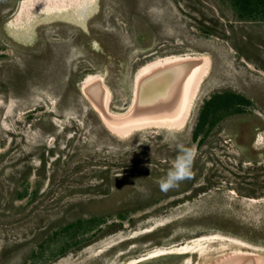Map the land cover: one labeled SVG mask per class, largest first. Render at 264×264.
<instances>
[{
	"label": "rangeland",
	"instance_id": "1",
	"mask_svg": "<svg viewBox=\"0 0 264 264\" xmlns=\"http://www.w3.org/2000/svg\"><path fill=\"white\" fill-rule=\"evenodd\" d=\"M23 1L0 0V264H264L262 0H81L21 15ZM202 57L180 127L119 135L85 92L105 86L119 116L150 69L173 59L164 66L185 74L170 65ZM175 71L150 88L156 110L188 90ZM223 93L230 105L197 130ZM179 144L196 151L194 175L162 192Z\"/></svg>",
	"mask_w": 264,
	"mask_h": 264
},
{
	"label": "bare ground",
	"instance_id": "2",
	"mask_svg": "<svg viewBox=\"0 0 264 264\" xmlns=\"http://www.w3.org/2000/svg\"><path fill=\"white\" fill-rule=\"evenodd\" d=\"M80 2L81 0H24L21 3L19 13L21 15L25 14L26 10L35 8L38 11L42 9L46 10H52V9H60L66 7L67 3H76ZM87 2V0H84ZM86 5V4H85ZM63 10V9H62ZM59 11V10H58ZM49 12V11H48ZM52 12V11H51ZM173 59H167L163 63H160L158 69L152 68L153 70H149L145 77H142L138 80L137 84L142 85L139 88H136V98L135 103L133 104L130 111L127 113H124L119 116L111 115L107 112V103L109 100V93L105 86L102 84H99L100 87L97 88H85V92L88 96L89 94V100L90 102L96 107L98 105L99 110L102 114V120H104L108 123L110 128L117 132L119 135H127L128 133L132 132L134 129L137 128H145L150 125H164L167 127H180L186 120L188 113H189V105L190 102L197 90V87L199 88L200 82L203 78V76L208 71V65L209 60L207 57H202L199 59L194 58H183L181 59L184 64H181L179 61L173 62L172 65H180L183 67H186L185 74L177 73L175 70H173L170 67L164 66L169 65V61ZM180 60V61H181ZM157 70V71H156ZM175 71V77L180 75L187 78V86L188 90L184 91L183 95H181L177 105L175 107H169L167 110L162 112L159 110H156L155 107L157 103L160 101H157V95L154 93L153 96L150 98L151 90L150 88L155 85V83H160L164 78L170 77L171 73ZM155 77H159L158 80L153 81ZM141 81V82H140ZM95 90L97 92H95ZM144 90V93H143ZM100 92V93H98ZM145 98L148 100L146 103L148 105V110L143 109L139 103H137V97L138 95L141 97L145 95ZM162 97H165L164 94H162ZM160 97V98H162ZM178 99V98H177ZM106 115L109 117L111 115V118H106ZM264 140V139H263ZM186 246V245H185ZM183 246V248H186ZM188 246V245H187ZM179 249V248H178ZM240 261V260H239Z\"/></svg>",
	"mask_w": 264,
	"mask_h": 264
},
{
	"label": "clouds",
	"instance_id": "3",
	"mask_svg": "<svg viewBox=\"0 0 264 264\" xmlns=\"http://www.w3.org/2000/svg\"><path fill=\"white\" fill-rule=\"evenodd\" d=\"M177 148L178 154L172 161L171 167L157 181L162 192H168L170 189L178 188L181 182L191 179L194 175L193 164L196 157L195 149L183 144L177 145Z\"/></svg>",
	"mask_w": 264,
	"mask_h": 264
},
{
	"label": "trees",
	"instance_id": "4",
	"mask_svg": "<svg viewBox=\"0 0 264 264\" xmlns=\"http://www.w3.org/2000/svg\"><path fill=\"white\" fill-rule=\"evenodd\" d=\"M264 0H262V4H264V2H263ZM240 3V5L243 7L244 5H246V4H255V3H253V2H256V3H259V0H235L234 1V5L236 4V3ZM257 9V8H256ZM259 10H261V11H263L262 12V15H261V17L264 19V8H262V7H260L259 8ZM253 11H255V10H253ZM258 15L260 16V14H255L254 12H253V14L252 15H249L248 17L250 18V19H255V20H257V18H259L258 17ZM233 98V96L231 95V94H229V93H223V94H215L210 100H208L207 102H206V108L203 110V112L201 113V117H200V119H201V122L198 124L199 126H198V129L197 130H200L199 128H200V126L202 125V123H204V121L207 119V118H210L211 116H213V114L215 113V111H216V109L214 108V107H217V110L219 109V108H222V107H224V105H230V103H231V99ZM237 99H238V96L236 97ZM242 100H243V98H242ZM248 101V100H247ZM226 103V104H225ZM219 105V106H218ZM215 115V114H214ZM195 135H196V132L194 133Z\"/></svg>",
	"mask_w": 264,
	"mask_h": 264
}]
</instances>
